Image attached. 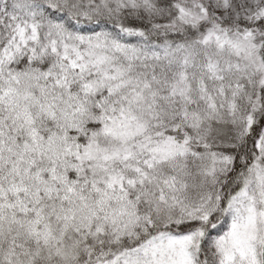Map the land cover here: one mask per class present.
<instances>
[{
	"label": "snow or ice",
	"instance_id": "6c2138e0",
	"mask_svg": "<svg viewBox=\"0 0 264 264\" xmlns=\"http://www.w3.org/2000/svg\"><path fill=\"white\" fill-rule=\"evenodd\" d=\"M0 264H264V0H0Z\"/></svg>",
	"mask_w": 264,
	"mask_h": 264
}]
</instances>
